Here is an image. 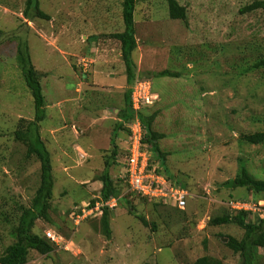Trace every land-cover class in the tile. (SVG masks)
Instances as JSON below:
<instances>
[{"label": "rangeland", "instance_id": "obj_1", "mask_svg": "<svg viewBox=\"0 0 264 264\" xmlns=\"http://www.w3.org/2000/svg\"><path fill=\"white\" fill-rule=\"evenodd\" d=\"M122 1L39 0L50 19H29L23 13L26 0H0V209L11 213L15 202L29 206L41 179L39 160L25 158V145L13 136L23 119L35 117L17 40L11 38L19 34L41 75L46 118L40 133L55 181L51 220H38L35 231L57 236L53 252L31 250L26 264H194L204 256L242 264L227 242L242 239L244 230L210 220L233 211L231 199L251 203L248 221L264 217L263 195L229 185L242 166L264 178V144L240 139L264 130V72L246 70L264 52V11L241 13L254 0H178L188 9L183 21L169 16L166 1L137 5L134 59L139 78L159 95L145 111H158L154 129L167 135L159 142L168 153L165 173L191 195L180 210L134 194L123 180L125 129L115 137L119 153L111 159L129 88L121 44L111 37L124 30ZM165 69L183 75H152ZM134 124H126L130 133ZM110 159L120 197L110 208L107 237L92 201L100 197V177ZM130 205L156 230L130 214ZM8 231L9 224L0 222V254L14 241ZM254 264H264V247Z\"/></svg>", "mask_w": 264, "mask_h": 264}, {"label": "trees", "instance_id": "obj_2", "mask_svg": "<svg viewBox=\"0 0 264 264\" xmlns=\"http://www.w3.org/2000/svg\"><path fill=\"white\" fill-rule=\"evenodd\" d=\"M163 1L167 2L169 16L172 19L187 20L188 9L185 5H182L178 0ZM139 2L140 0L122 1L124 30L111 34V37L118 40L121 44V53L125 64L127 85L129 86L125 92L126 107L118 113L121 121L116 124L114 130L112 139L114 148L111 159L115 160L119 153V146L115 141V137L119 130L125 129L129 137L130 127H127L126 124L139 120L144 134L142 141L143 148L148 151L151 156L148 170H153L172 180L171 177L166 174L168 172L166 166L168 153L167 151H163L159 144V142L165 139L167 135L154 129L155 121L159 115L158 111H153L152 113H147L145 111V109L152 107V105L146 108L142 107V109L138 111L134 110L132 107V92L134 85L139 80H146L139 78L137 63L134 59V53L138 47L135 15ZM259 10L264 11V0H254L252 3L242 8L241 13H251ZM23 13L25 18L29 19H34V17L50 19V16L41 10L39 0H26V6ZM1 34H3V31L0 29V39L2 37ZM11 38L17 40L16 57L35 105L34 120L25 122L23 119L17 129L14 130L13 136L17 141L25 145V158L29 159L35 156L39 160L41 179L39 187L37 188L29 206L15 202L12 205L11 213H7L0 209V222L9 224L8 234L14 239V241L6 246L0 254V264H26L29 260L31 250H36L42 255H48L54 251V247L56 246L55 241L49 238L46 234H40L35 231L38 220H51V199L53 197L55 181L51 154L40 133V123L46 118V98L41 83V75L32 61L27 39L19 34H13ZM246 70H262L264 72V52H262L261 55L256 58L254 64ZM152 75L154 77H180L183 73H174L165 69ZM152 92L154 94L156 93L153 86ZM240 139L248 144L263 145L264 130L242 134ZM111 159L107 161L105 169L100 177V180L102 181L100 197L93 200L92 204L97 203V201L106 202L112 198H118L119 200L120 188L116 186L110 175V167L112 165ZM173 182L187 189V186L179 180H173ZM234 182L235 188H245L250 192L264 196V178H257L245 166H242L241 171L235 177ZM133 193L143 197L137 192ZM160 203L161 205L167 206L162 202ZM110 208L111 207L109 206L102 207L103 212L100 219V229L107 237H111L112 233L110 227ZM129 212L138 218L145 226H151L153 230H156V225L151 223L146 216L138 214L134 206L130 205ZM249 214V210H233L210 220L212 225L235 224L244 230L242 239L239 240L235 237H229L227 242V245L231 250L235 253L241 254L243 258L242 264H254L257 258L258 248L264 247V217L260 218L258 222L248 221L247 216ZM194 264L220 263H215L208 256H204L199 258Z\"/></svg>", "mask_w": 264, "mask_h": 264}, {"label": "built area", "instance_id": "obj_3", "mask_svg": "<svg viewBox=\"0 0 264 264\" xmlns=\"http://www.w3.org/2000/svg\"><path fill=\"white\" fill-rule=\"evenodd\" d=\"M158 96L152 92V84L148 80H139L133 87L132 107L138 111L144 106H149L157 100ZM143 129L139 120H136L127 140L126 161L124 175L122 176L133 192L141 194L149 200L162 202L170 205L175 204L178 209L184 210L191 196L189 191L181 185L171 181L165 175L148 170L150 154L143 148ZM117 204V198L106 202L97 201L96 206L99 212L102 207H113ZM95 206V207H96ZM229 206L232 210H252V205L246 201L231 200ZM85 211V210H83ZM88 214L94 213V209L87 210ZM86 212V211H85ZM86 214V213H85ZM47 236L57 242V236L48 231Z\"/></svg>", "mask_w": 264, "mask_h": 264}, {"label": "water", "instance_id": "obj_4", "mask_svg": "<svg viewBox=\"0 0 264 264\" xmlns=\"http://www.w3.org/2000/svg\"><path fill=\"white\" fill-rule=\"evenodd\" d=\"M234 184V180H230L229 185L232 186Z\"/></svg>", "mask_w": 264, "mask_h": 264}, {"label": "clouds", "instance_id": "obj_5", "mask_svg": "<svg viewBox=\"0 0 264 264\" xmlns=\"http://www.w3.org/2000/svg\"><path fill=\"white\" fill-rule=\"evenodd\" d=\"M144 107H146V106H144Z\"/></svg>", "mask_w": 264, "mask_h": 264}]
</instances>
